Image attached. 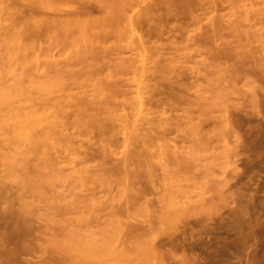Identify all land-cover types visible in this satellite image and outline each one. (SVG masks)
<instances>
[{
    "label": "rangeland",
    "instance_id": "rangeland-1",
    "mask_svg": "<svg viewBox=\"0 0 264 264\" xmlns=\"http://www.w3.org/2000/svg\"><path fill=\"white\" fill-rule=\"evenodd\" d=\"M32 1H34V0H0V88L3 89L9 85L15 84L16 82H21V84L23 85V87H22L23 91H21V90L16 91L18 88L16 90L12 91L14 97H16V96L26 97L28 95L32 96V97H37L39 95V93L36 91V88L34 87V85L33 84H32L33 86L31 85V82H34V81L43 82V83L45 82L46 86L47 85L52 86L53 89H55V92L52 95H57L60 93L62 87H64V84L67 85V82H68L65 79V77L62 79L60 78V77H63L62 72L64 73V71L65 72L70 71V69H72L71 71L76 70V69L79 70L78 68H81L83 66V64L86 66L87 63L89 65V63L94 61V60H92L93 58H91V60H90V57H89V60L87 59L86 62H83V64H82V62H80V63H76L75 65L71 64L72 65L71 66L70 63H68L67 57L71 58L74 55L79 54V52L81 54V51L84 52L86 50L84 48V44H86L87 42L85 41L84 44H82L83 42L77 41V39L79 37L84 36V34H83L84 32H81L78 30L75 31L74 34L73 33L70 34L71 36L68 37V42H65L64 44H62V46H59V47L56 46L55 49L51 48L47 51V49H48L47 46L49 43H51L49 32L54 28L52 27V29H51V27H48L49 29H47V28L34 29L32 26L34 23H37L40 19L44 18L43 17L44 12L47 14L46 16L52 14L50 16L53 17L54 16L52 13L53 11L50 12L51 8L50 9L46 8L47 10H44L45 8L41 9L42 6H40V7L36 6V5L34 6L32 4ZM81 1L80 0H47V2H49L48 4H50V6L52 8L58 7V8H61V10L64 12L63 13L60 10V13L62 12L61 14H59V13L55 14V17H57V18L58 17H60V18L67 17L66 9H70V7L72 5H79L78 3H80V2H81V4L85 3V4H82V5H85L84 10H82V12L83 11L85 12V13L83 12L84 14L81 15L82 18L86 19L87 16H85V15L88 13H89L88 18H89V16H92V15H93L92 17H95L96 14L98 15V13L100 15L101 12L98 8L94 9V8L90 7L91 5H93V6L97 5V0H88V1L87 0H81ZM148 1L150 3V1H152V0H140V1H138L137 3H139V4H137V8L135 7V10L143 8L145 6L147 7V5H149ZM171 1H173V0H171ZM174 1H176L177 4H179V2H180L177 0H174ZM183 1H185V0H183ZM224 1L225 0H223V4H220V7H219L220 9H216V10L214 9V11H216V12L212 11V14L210 13V15L208 14V16L204 15L203 18L205 19L208 17L207 18V21H208L209 18H213V17H210L211 15H213L214 18L217 16L218 20L221 22H222V20L224 21L228 17L230 20H233V21H235L236 19L237 20L240 19L241 22H243L242 25L245 24L246 26L249 25L250 22L252 24L253 21L258 20L259 21V23L257 22L258 25L255 24V27H252L253 29L252 28L251 29L252 30H258V31L261 30L259 32L264 31V27H262L264 25V23H262L263 22L262 21L261 22L262 24L259 25L260 24V20L258 19L259 13H257L259 11L264 13V8H263L264 1L263 0H261V1L260 0H258V1L257 0H255V1L254 0L253 1L248 0V2L246 0H241L240 3L243 4L245 7L243 5H241L240 3L239 4L237 3L239 0H237V2L234 3V5L230 1H229V3L227 2V0L225 1L226 3ZM185 2H184V4H186ZM253 2H254V4H253ZM192 3L193 2L191 0V5L188 3L186 5L192 6ZM257 3H259V4L257 5ZM170 4H172L173 6ZM175 4H176L175 2H173V3L169 2V5L172 6L171 8H176V11L174 10L176 13L179 9L183 10V8H185V7H182V9H181V7H179V9H178V7H176V6L174 7ZM184 4L182 3V6H185ZM190 6H189V8H190ZM87 8L90 9L89 12L87 11L88 10ZM189 8H187V6H186V8L184 9V13L186 14V16L189 15V11L191 10V9L189 10ZM236 8H237V13H235ZM91 9H94V10L91 11ZM186 9H188V12ZM238 9H239V13H238ZM96 10H98V11H96ZM219 10L220 11L222 10L221 11L222 14L221 13L219 14V12H220ZM174 11L172 9V14H171L172 17L171 18H174L173 20L177 21L178 27H179L178 21H180V25H181V23L184 22L185 14L183 13V11H182V13L180 12V14H182V15L184 14L183 15L184 19L182 18L183 20L182 19L177 20L175 18V16L177 14L174 13L175 14V16H174V14H173ZM197 11L199 13L202 12L199 9ZM197 11L194 10L193 11L194 14H197ZM252 11H254L257 14L253 15L255 13H253ZM90 12H92V13H90ZM232 12H233V14H232ZM250 12H251V14H250ZM214 13H215V15H214ZM246 13H248L249 17H246ZM90 14H92V15H90ZM180 14L178 12V15H177L178 19L180 17H182ZM219 15L221 16V18L218 17ZM251 15H253V16H251ZM232 16H234V17H232ZM255 16H257L258 18L257 17L254 18ZM187 17H189V16H187ZM190 17H191V15H190ZM217 18H215V19H217ZM244 18H247V19L252 18V19L250 21H247V19H244ZM187 19H185V22L187 24H189V26H191V24H194V26L192 25L193 27L192 26L189 27L188 31L191 28H195V25H196L195 30L192 29V31L191 30L190 31H191V33L195 32L198 35L200 34L199 33L200 31L203 32V31H205L206 28L209 29V27L207 26L206 23L209 22L208 25L209 26L212 25L210 23V21L206 22V19L205 20L202 19L201 23H204L203 26H206L202 30L201 27H203V26L201 25V23L199 25V22H197V24H198L197 25V24H195V22L191 23L192 21H189L191 23L190 24L187 22ZM220 19H222V20H220ZM229 19H228V21H229ZM253 19H255V20H253ZM15 20L20 21V25H19L20 30H24L26 23H28L26 26V29H25L26 33L24 34V36H25L24 37L25 38L24 43L25 44H24V46H21L22 47L21 50L11 49V45L9 43H7L5 46V43H6L5 38L7 36V31L12 26V22H14ZM173 20H171V21L173 22ZM189 20H191V19H189ZM211 20H213V19H211ZM171 21L169 23H171ZM175 21H174V23H176ZM233 21H232V23H233ZM156 22H159V23H156L154 25H157V24L161 25L160 20H158ZM165 22L168 23L167 21H165ZM221 22H218V24L224 25L225 22H227V21L223 22L224 24ZM151 23L153 24L154 22H151ZM162 23H164V21H162ZM166 23L163 24L165 26L163 28L164 29L163 35L159 34V35H161V37L159 36V38H161V39L157 40V38H156L155 41L157 40L159 42V40H160L161 44L162 43L164 44V42H166V45L169 46V44H167V41H168L167 39L170 40L169 42L173 41V40H171L172 39L171 35L168 36V34L170 33L169 28H171V32L173 30L172 29L173 27H175L174 30L175 29L177 30V31L173 30V32H175V34L174 33L172 34L174 36V38H175V35L178 34V32H179V28L177 27L176 24H175L176 26L175 25L173 26L174 23L173 24L171 23L172 25H170L169 23H168V25H166ZM186 23H184V24H186ZM227 24H228V22L226 23V25ZM154 25H151L150 26L151 29H149L150 31L152 30V32H151L152 34L155 30V29L153 30V28H156ZM163 25L160 27L162 28ZM169 25L171 27H168ZM226 25H224L225 27L223 28L224 29L223 33L224 32L225 33L224 34L222 33L223 35L219 33L218 39L217 40L215 39L216 42L214 40L212 41V43L215 42V43H213V45H208L209 44L208 42H206L207 44L203 45L204 47L207 45L205 48H203V46L202 47L199 46V44L198 45L195 44V46L193 44V47H192V45H189L188 49L191 46L190 50L194 49L197 51V49H198V53L195 52L194 50H191V51L195 52V55H194L193 53H191L190 50L187 49L186 50V51H188L187 55L188 54L189 55L191 54V55H190V58L187 61H185L186 64L187 63L188 64L185 65V63H184L185 67L183 68L185 71L191 73V74L186 73V76L189 75V77H191V78L189 80V78L187 77L188 79H186V82H184L187 87L191 88V90L189 89L190 91H188L189 93L187 92V94H189L188 97L191 100L193 99L192 101L191 100L190 101L191 102L194 101L195 103L197 102L198 104L196 103L197 104L196 106L200 105L202 102H204V103H202L201 105L210 104L211 101H214V103H217V104L220 102L219 104L222 106V108L219 104H218L219 107L213 106L214 107L213 108L212 107L213 102H212L210 104L211 106L209 105L210 107L208 105L206 106L209 108L212 107L211 108L212 110L211 109L209 110L210 112L208 114V118H206L207 115L204 116V114H203L204 117L203 116L201 117V115H198L197 112H195V110H197L196 109L197 107H195V104L188 102V100H189L188 99L186 102L187 104L183 103L185 105V108L186 109H187V107L191 108L194 105L191 108L192 110L195 109L194 111L189 109L190 114L193 113L191 116H193V118H194L195 117L194 114L195 115L197 114L196 117L199 116L200 120H201V118H203L204 124H206V125L203 124V126H207L206 127L207 129H205L206 131H204V127H202V125H200L199 127H196V124H194V123H196L195 121H197L199 119H197L198 117L197 118L195 117L194 121H193L194 123L191 124L192 121H190V124L193 126L185 127V130H187L188 128H190V129H188V131H185L184 134H182L184 132L182 130V128L184 129V127H182V126H183V122H186V123L189 122L187 120V118L184 116L185 114H186V116L189 114V113L188 114L186 113V112H188V109H187V111H186V109H183L184 108V105H183V108H182L183 110H181V108H180V109H175L174 110L175 112L170 111V112H172V114H171L172 116L174 115L173 113H175L174 117L179 116L178 114H180V117L182 116L181 118L180 117L177 119L175 118V121L176 120L179 122H180V120L182 121V126L181 127L179 126L180 128L175 123L174 124L172 123L177 128H179V129H177L175 127V129L177 131L174 128L171 129V130H173L172 131L173 135H171V136H173V139L178 140V138H179V140H180L182 137V136L179 137L180 135L177 136L176 132L179 134V131H180L181 135H185L187 132V134L184 137L185 139L182 138L183 142L185 141L184 143H186L185 145L182 144V141H180V143H179L178 142L179 140L176 142L172 138H171L172 140L170 139L171 142L174 144V146H176L175 143L176 144L178 143L179 147L181 146V148H182V146H184L186 149V148H188V145L193 143L194 140H195L194 141V145H195L198 142L196 140H199V138L204 139L203 138L204 136L202 134H204V133L209 134L210 133V135H209L210 137L207 135L210 139H208V137H205V138H207V140L204 139L206 144L203 142L204 140L201 141V145H203V146H204V144L206 145L203 148H207V149L202 150V148H201L202 146L200 145L201 146L200 147L197 143V145H198L197 150L199 149L200 151L201 150L202 151L201 152L197 151V153L199 154L198 155L199 159H198V157H196L197 161L195 160L194 164L192 166L189 165L193 168L196 167L195 170H193V168L191 169L188 167L189 170L187 171L186 174H190V175L184 174L186 172V170L184 171L182 169L184 171L183 173L181 171H179V172H181V174L185 175L184 177H187V178H184L183 175H182L183 178L182 177L180 178L179 176L181 174L179 175V172L176 169H173V170H175L173 172L175 173L177 171L178 173L176 172L177 174L176 173L175 174L177 176L179 175L178 176L179 178L177 176H176V178H175V176L171 177V178H167V176L169 175L168 174L169 173L168 168L172 167V166L170 164L167 165L164 162V160H162L164 163V165H162L164 167V169L166 166H169L168 168L166 167V169H165V170H167V174H168V175H166V174H164L166 172H165V170H163V167L161 166V164H159V162L157 164V162H156L157 166L155 165V167H154L155 168L154 173L156 172L155 174L157 175V177L152 178L154 181H152V179H151L150 183L152 184V187H151L150 183L149 184L147 183L149 185L148 187L150 189V190L148 189L149 190V191H147L148 195H146V197H147L146 200L149 201L148 209H145L143 206L144 199H141L140 201L138 199H134V198L131 199V197L129 196V192H130L131 188L133 189V187L135 190L137 187H138V189H140V186L142 188L144 186V184H142V183L144 181L147 182L148 181L147 179H149V178H146V179L145 178H139V180L144 179V181L140 180L142 183L139 182V180H137L138 178L136 179L137 181L134 178L133 180H135L136 182L134 181L133 183L136 184V188L133 185H131V188H130L129 187L130 185H129V186H127L128 190L126 189V185H128L129 183L127 184L126 180L123 178L121 179V178H118L116 176L110 177V178H102V177L99 178L101 176V172L99 173V171L104 172L108 169L110 170V168H114V167H111V165L114 166L112 162H114V164H116L115 163L116 160L108 162V164H105V165H108V166H106V168H108V169H105L104 171L101 169L102 166H101V168L99 166L100 170L98 168H96L98 170V171H96V172H98L97 175L100 174L99 177L96 174H93L94 172H89L86 174H88V175H90L91 173L92 174L90 175V177L88 176V178H85V175L81 172V170H82V167H85L86 164L84 165L79 160H80V157H82L83 153L85 154L84 151H85V149H87V147L78 148L80 141L77 142L78 146L76 145V143H74L75 145H73L71 143V145H73L72 149H74V151L70 150L69 148L68 149L65 148V150H63L65 146H63L62 149H59V150L64 151V152H61V153H63L61 156H62V158L63 157L64 158L63 159L60 158L61 157V156H59L60 152H59V155L57 153L55 154V155H58L59 157L58 156L57 157L60 158L61 160L59 159V161H56V163H53L52 167L54 168V170H53V172H51L49 174L48 178H45V182H43L41 184V188H39L38 193H37V190H36V192H35V190H34V192H32L33 190H30L28 188L23 189V182L26 179L33 180L35 178H19L16 176V175H18L17 173H19V170L18 171L16 170L15 173H14V171H12V174H10L11 170L8 167V164L6 163L7 160L5 159V157L6 156L11 157L12 156L15 158V156H16V159H18L17 161H19L21 158H23V155H24L23 151L26 150L25 144L24 143H17V141L16 142L12 141L7 136L8 139H6L3 142V146L0 148V214L2 215V216L0 215L1 216L0 217V225L3 224V228L6 229L7 231H4L1 226H0V228H1L0 231L2 230L1 233H3V231H4V235L7 237V235H9V234H5V232L8 233V231L11 229L9 231V233L13 232L12 235L15 236V238H16V239L14 238L15 240L21 238V236L23 235V234L21 235V232L24 233V232L28 231L27 234L28 233H29V235L31 234L32 238L36 239V240H33V243H34V241H37L34 243V244H36V248L34 250H31L32 254L30 251H26L25 254H27V252H30V254L29 253H28L29 255L23 254V256L25 258L21 255L22 257L21 256L19 257L21 261H22L21 258H23V260H25L26 258L28 260H31L33 258H36L37 256H40V258L44 257V259H47L48 261L53 260L55 262V260H56V263L60 262V264H78V263L79 264H82V263L83 264H91V262H90L91 260L94 261V262L92 261V264H102L103 262H105V264H144V263H146V262H144V260L147 261V259L145 258V256H143V253H142V255H140L139 252L141 251V249H138L139 251H137V248H135L137 246H134V248H133V247H131V245L128 244L129 241L124 240L128 237V235H129L128 233L133 232V234L131 235L132 238L130 239V241L133 240L132 242H135L133 244H143L141 242H143V240H145V237H142V236H144V235L147 236L150 234L159 236L161 234L162 230H164L165 228H168L170 221L167 219L165 220V217L167 215H169L168 212H176V210L178 212L180 209L182 210V209L187 208L189 210L190 214H188V216H184L185 218L182 217L185 220L182 219V221H180V222L177 221L178 224H176V222H175L174 227H179V229L181 231L187 230L189 232L190 231L195 232V231H199L201 229H202L201 231L205 230L206 234L208 232L210 234L209 237L206 239L205 243H207L209 241H211L213 244H227V243H229L234 248V249L232 248L233 252L231 253V256L234 258L235 261L242 263V264H252L253 261L256 262L255 264H264V71H262V70H264L263 69L264 68V65H263L264 60L262 57V56H264V54H263V52H261V51H264V50H262L264 47L258 46L259 42H257V41H261V43H264V42H262V40H261L262 38H259V39L256 38L255 40L251 41L254 44H256V46H258L259 49H261L259 51L257 50L258 47H257V49H255V46L252 47L253 43H251V42H249V44L246 46V48H248V50H249L248 51L246 49L247 50L246 53L250 52V51L253 52V50H251L253 48L256 50L253 53L255 55L257 54L256 55L257 58H260V59L255 58L256 60H253V58H251V57H250L251 59L247 58L245 61H249L248 59H250L251 60V62L249 61L250 64L252 65V62H253V64H255L252 66H249V65L247 66L245 64H247L249 62L243 63V62H241L243 60L242 59L240 60L241 57L237 56L238 57V59H237L234 55L235 52L231 53V52H233L234 48H231V47H229V45H227L229 48L228 49L225 46L226 43L224 45V42L229 43L228 41H223L225 38H226V40H229L230 42H235L234 38L236 37V35H239V33H238L239 30L236 31V33H234V32H232L233 29L232 30L230 29L229 24H228L229 27ZM146 26L147 25H145V27ZM184 26L186 27V25H183V23H182V25L180 27L182 29H184L185 28ZM257 26H258V28H257ZM150 27H148V28H150ZM167 27H168V31H169L168 33L166 32ZM197 27H199V28H197ZM222 27L223 26H220V28H222ZM226 27H228V28H226ZM241 27H239V28H241ZM260 27H262V28L259 29ZM140 28H137V30L139 31V33H138L139 36L143 35V36H145V37H143L145 39L147 37V34H148V36L151 35V34H149V32L145 33L149 30H146L144 32L143 31L144 27H143V29L141 28V30H140ZM187 28H185V29H187ZM40 29H43V30L40 31ZM145 29H147V27ZM157 29H156L157 33L158 32L160 33V31H161V30L159 31L160 28H157ZM228 29H229V31H228ZM241 29L243 30V27ZM87 31L88 30L86 28L85 32H87ZM188 31L185 33V35H184V33L180 34V32H179V34L181 35V38L179 37L180 36L179 34L176 35V38L178 37L177 39L180 40L184 36L183 40L185 41L186 36L191 35L190 31L189 32ZM52 32L54 33V30H52ZM52 32H50V33L53 34ZM162 32H163V30H162ZM220 32H222V29ZM229 32H230V34H228V35H230V36H228V35L226 36L225 34H227ZM47 34H48V36H47ZM86 34H88V32ZM197 34H195V35H197ZM234 34H236V35H234ZM231 35H232V37L234 35V37L231 38ZM262 35L264 36V33ZM153 36L158 37V35L156 36V32H154V34L152 35V38H154ZM220 36H222V37H220ZM47 37H49L50 41L48 40ZM133 37L134 36L131 37V34L128 33V31H127L126 34L124 32V33H121L117 37L113 36V37H111V39L109 38L110 42L108 40V46L113 44L114 45L113 47H115V49L112 48L114 50L110 51V53H109L110 55L106 54L107 57L105 55L104 58L106 57V60H107V59H110L108 57H112L111 58L112 60L113 59L116 60V62H115V60L114 61L110 60L111 61L110 66L117 64V62L121 61V58L128 57L130 54H131L130 56H134L135 59L140 58L142 60V58H143V57H141L142 54H143V56L146 55L149 58V57H151V56H149V55H151V53L148 54L150 51L151 52L158 51V49L156 47H155L156 48L155 49L154 47L150 46V45H152L151 43L150 44L147 43L146 48L140 49V52L136 51L134 49L131 50V48L127 44H130V46H131V43H132L131 40ZM223 37H225V38H223ZM228 37H230L231 40L227 39ZM259 37H262V36H259ZM137 38H138V35H137ZM236 38L238 39V36ZM134 39L136 40V38H134ZM177 39H176V41H177ZM135 40H133V43L134 42L136 43ZM180 41H181V44L185 43L182 40H180ZM174 42H175V39H174ZM257 43H258V45H257ZM106 44L107 43H105V45ZM154 44L157 46L161 45V44L158 45L155 42H154ZM40 46H43L44 48L42 47L43 49H40L39 48ZM50 46H49V48H50ZM224 46H225V48H223ZM131 47H133V46H131ZM215 47H216V49L220 50L221 52L223 51L222 53L226 52L227 49L228 50L232 49V51H229L230 53H228V51H227V53L230 55L233 54L234 58L232 56L231 58H233V59L230 60V58L227 56V54H222L221 52H220L221 54H219L218 50L216 52ZM152 48H154L155 50L153 51ZM146 49H148V50H146ZM159 49L162 50V48H159ZM163 49H164V52H165V50H167V48L165 49V47H163ZM181 50L184 52V49H181ZM235 50H237V49L235 48ZM238 50L242 51L244 49L239 47ZM106 51H109V50L107 49ZM120 51H121V53H120ZM123 51H124V53H122ZM131 51H132V53H131ZM145 51L146 52L148 51V52L146 53ZM257 51L260 52V54H262V55H260V57H259V55H258L259 53ZM136 52L137 53L139 52L138 54H141V55H138L139 58L136 57L137 56ZM251 52L249 53V55L251 54ZM88 53H89V55L91 54V52H88ZM88 53H87V55H88ZM119 53H120V55H119ZM134 53L136 56L134 55ZM185 53L183 54V56L186 55ZM111 54H112V56H111ZM115 54H117L119 56L116 57ZM157 54H155L156 57H157ZM213 54L214 55L219 54L218 57L220 58V60L218 59V57H214ZM222 55H224V56L226 55L225 57H227V58L223 59L225 57ZM191 56H192V59H191ZM188 57H186V59ZM212 57H214V60ZM148 58H147V61H150V59H148ZM145 59H146V57H145ZM155 59H157V58H155ZM234 59H235V61H234ZM60 60L62 61V63L60 62ZM215 60H217L216 63H214ZM228 60H230V61H228ZM237 60H239L241 63H243L242 67H243V65L247 66V67L242 68L241 65L239 64L240 62L239 61L237 62ZM110 61H108V62L110 63ZM254 61L257 63H254ZM113 62L115 64H113ZM139 62H141V61H138V63H136V64L139 65L140 64ZM219 62H220V65H218ZM235 63L238 66L240 65L239 66L240 71L242 70L243 72H241V74L242 73L243 74L240 75V71L237 69L235 75L237 74L242 78H240L239 76L236 75L237 77L234 76L233 79L231 80L230 79L231 75H232L233 71L236 70V69H231V68L232 67L234 68L235 66L237 67V65ZM154 64L155 63H153V65ZM210 64H211V66H210ZM149 65H152L151 62L149 63ZM191 65L192 66L197 65L194 67L195 70H193V73H192V69H194V68L192 67V69H190ZM215 65H216V68H215ZM224 65H225L226 72H228V74L230 76L225 71H223L222 66L224 67ZM196 67L199 69V71H197L198 69H196ZM212 67L215 69H213ZM226 67H230L229 68L230 71H228V68H226ZM60 68H61V70H59ZM131 68H133V69H131ZM131 68L130 69H131L132 76L134 77V79H136L135 74H134L135 68L134 67H131ZM206 68L209 70V74L210 75L212 74L211 76L208 75V70ZM209 68L212 70H210ZM244 69H246L247 71ZM132 70H133V72H132ZM137 70H136V72H137ZM190 70H191V72H190ZM214 71H216V72L220 71L221 74H220V72H217L218 73L217 74ZM129 73L127 76H128V78L132 79L130 82V84L131 83L132 84H131V86L129 84V86H130L129 90L130 91L127 90L128 87L126 88V90L129 91L128 93H126L129 97L125 94L126 95L125 98L126 99L129 98V99H127V101H125L126 104H128L127 105L128 107L137 97H139V96H146L147 97V95L149 96V93H145L147 91V89H146V91H144V88H142L143 90L139 89V86H137V80L133 81V77H129L131 75V73L130 74ZM205 73H206V75H205ZM213 74L217 78L216 77L214 78ZM215 74H217V75H215ZM225 74H226V76L227 75L229 76V80H231V81H233L235 78L240 80V81H238V80L236 81L238 86L233 87V86H235V83L234 82L232 83L229 80H226L227 78L224 76ZM245 74L247 75L246 78H245ZM137 75H139V71L136 74V76ZM219 75L222 76V78L218 77ZM243 75H244V77H243ZM204 76H207L205 80H204V78H205ZM209 76L211 77V80H208L210 78ZM197 77H200V78H198V80H196ZM193 80H195V81H193ZM214 80L216 82L217 81H219V82L216 83V82H214ZM192 81L195 83L197 81L199 84L196 83L195 84L196 87H193V84H191ZM208 81H209L208 84L212 85V82H213V85L212 86L208 85L207 84ZM224 81L225 82L227 81L226 83L230 87L227 86V84H225ZM201 82H202V84L204 82L205 83L202 85ZM221 82L224 83L225 86L229 87L228 88L229 90L227 88L225 89V86L223 84L222 85L220 84ZM197 84L200 86L199 89H198ZM215 84H216V86H215L216 89L213 88V86ZM247 84L248 85L250 84V85L248 86ZM205 85H207L206 86L207 89H205L206 88ZM221 87L222 88L224 87V90L221 89ZM231 87H232V89H231ZM238 87L242 88V89H239V92H237ZM253 87L255 88L254 90L252 89ZM209 88L214 89V91H216V92L218 91V94H216V92H213L212 90L210 91ZM201 89L203 91L204 90H207V91L203 92ZM233 89H235V90H233ZM71 90L76 91V89H71ZM221 90H223V91H221ZM194 91L196 94L193 93ZM200 91H201V93L203 92V94L199 93ZM197 92L199 94H197ZM223 92L224 93L228 92L229 96L224 95ZM91 94H92V91H91ZM190 94H193V96L191 97ZM194 94L198 95L199 97L204 95L205 97L202 96L201 100H200L199 98H197L198 96H194ZM206 94H210L212 97L210 98V95H206ZM213 95L215 98L213 97ZM219 95H221L220 99H219ZM232 95H234V96L232 97ZM239 95H241V96H239ZM160 96L161 95H158V97H160ZM225 96L227 98L231 97L229 102H228L229 98L224 99L225 101L222 102V100H223L222 97L224 98ZM146 97H144V98H146ZM216 97H217V99H216ZM202 98L204 99V101H202L203 100ZM131 100H132V102H131ZM253 102L256 103V107L254 106L255 103L253 104ZM135 103H136V101H135ZM221 103H223V104L225 103L224 106H226L225 108L227 110H228V108L230 109L227 111V113H226V109L224 110V108H223L224 106ZM230 103H232V105H230ZM244 103L245 104L247 103L249 105L247 106V104H246V106H245ZM217 104H215V105H217ZM237 104L239 105V107H237ZM201 105L198 109L201 108ZM227 105H228V107H227ZM234 106L237 109V111L235 108H233ZM216 107L218 109H216ZM231 108H232V110H231ZM127 109L129 111L130 108H127ZM215 109H216V111L217 110L218 111L215 112ZM219 111H221V112H219ZM222 111H224L225 113L224 112L222 113ZM233 111L236 113V115ZM214 112H215L216 118L214 117ZM167 113L169 114V111ZM212 114H213V116H212ZM217 114L221 115L222 120L223 119L226 120V118H228L227 119L228 121L233 122V123L232 122L231 123L234 126L231 124V127L232 126L235 127V128H233L234 131L232 130L233 133H231V128H228L230 131H229V134H227V133L226 134L229 135V137L227 136L228 140L226 139L227 137H225V139H226V140L224 139L226 141L225 144H224V141H221V140L219 141V139H220L219 133L220 134H222V133L219 132L220 130H218V127L214 128V126H213V125H216L214 123L216 121L213 118L217 119V122L219 121L218 120L219 116ZM222 114L224 115V118H223ZM225 114H229L228 117L225 116ZM191 116L189 115L188 119H190ZM210 116L213 117V118L211 117V120H214L213 123H212V121H211V123L209 122ZM229 116H231L233 119L231 118L232 119L231 120ZM183 117H185L186 119ZM205 120H208V121L205 122ZM208 122L210 123V125ZM228 123H229V125H228ZM228 123H225L228 125L227 127L230 126V122H228ZM208 125H209V127H208ZM188 126H189V124H188ZM193 127H195V131L191 130ZM208 128H210L209 131H211V128H212V131L209 132ZM180 129L182 130V132ZM196 130H197V132H196ZM213 131H215V138L211 137L212 136L211 134H213V136H214ZM66 132L68 133L69 129ZM189 132H190V134H189ZM223 132H224V130H223ZM196 133L202 137H200V136L198 137ZM116 134L119 135V137L118 138L116 137L117 139L115 138L116 140L115 139L114 140L117 141L118 143L123 142L124 139H123L122 135H124V134L121 132L120 133L117 132ZM193 134H194V136H193ZM91 135H93V134H91ZM223 135H225V133ZM223 135H221V136L223 137ZM218 136H219V139L217 138ZM191 137L194 138L193 141L191 140ZM212 138L214 140L213 143H215V144L218 143L217 145L214 144L215 146H218L217 148H214V145L209 144L208 140L211 141ZM23 140L24 139H21L20 142ZM168 140H167V142H170V140L169 141ZM187 140H189V141H187ZM110 141L113 142V143H111V146L114 149V151H116L118 149V152H119V151H122L124 149V148H121V147H123V145H121L120 143L119 144L121 146L119 145V146H117L119 148H117L116 146H114L115 141L109 140V143H110ZM186 141L189 143L191 142V143L188 144ZM228 141L230 142V144ZM72 142H73V140H72ZM207 142H208V147L210 146V149H208V147H207ZM219 142H221V143H219ZM199 144H200V141H199ZM222 144L226 145V146L228 145L231 148L229 153H225L227 150L224 149ZM115 145H116V143H115ZM192 145L193 144H191L189 150L190 151L192 150L191 151L192 155L194 153H195L194 155H196L197 154L196 149H195L196 145L194 146L195 151H193ZM66 146L71 148L70 143L66 144ZM84 146H86V145H84ZM88 146H90V145H88ZM95 146L96 145H94V147L93 146H91V147H93V149H95ZM211 146L213 148H211ZM74 147L78 148V149L76 148L77 152L82 151L81 152L82 154H80V156L77 152H75L76 150ZM229 147H228V151H229ZM96 148H97V146H96ZM120 148H121V150H120ZM93 149H92V151H93ZM89 151H90V149H89ZM94 151L96 152V150H94ZM1 154H3V156H1ZM77 155L79 156V157H76L78 159V161H76L77 159L75 158V156H77ZM117 155H119L120 157L122 156V154L119 153V154L114 155V157L115 158L119 157ZM194 155H193V158L190 156L189 159L190 158L194 159ZM192 159H190V161ZM81 160H82V158H81ZM94 160H96V162ZM171 160L172 159H170L169 161L171 162ZM75 161H76V164H77V162H78V164H80L79 162H81L83 165L82 164L76 165ZM88 161H89V159H88ZM92 161L93 162H91V160L89 162L85 161L84 163L88 164L86 166H89L91 164L89 167H92V168L94 167V164L96 166V163L99 165L101 164L100 163L101 160L99 159V157L97 155L94 157V159H92ZM171 163H174V161ZM191 163H193V162L191 161L190 164ZM54 164L57 165L56 168H55ZM194 165H196V166H194ZM17 167H19L18 163H17L16 168ZM156 168H158V170ZM76 169H77V171H76ZM93 169L95 170V168H93ZM13 170H15V169H13ZM89 170H90V168H89ZM162 170L164 171L163 176H162V172H163ZM171 171H172V169H171ZM191 172H193V173L195 172V173L193 174ZM81 173L83 174L82 175L83 177L80 176ZM102 174H104V173H102ZM158 175H159V177H158ZM164 175H165V177H164ZM172 183H174L176 185H173ZM147 184L145 183L146 186H147ZM154 186H155V188H153ZM21 189H22V193L26 192V193L22 194L23 196H21V192H20ZM153 189H154V191H153ZM168 189H169V191H171L172 195H165V193H169ZM23 190H24V192H23ZM220 190L223 191V193H221ZM19 193H20V195H19ZM219 193H221L223 195H221ZM4 195H6V197H4ZM138 195H139L138 193H135V196H138ZM135 196H133V197H135ZM162 196H164L165 199ZM168 196H173V199L169 198ZM169 200H172V201L170 202ZM129 201H130V203H129ZM6 211H8V212H6ZM27 213H28V215H26ZM128 213H144L146 215L153 216V221L149 225L142 224L139 226H132L131 225L132 222L130 221V216L128 215ZM23 214H25V215H23ZM131 220H134V219L131 218ZM85 223L86 224L88 223V224L86 225ZM7 224H8V226H6ZM4 225L7 228H5ZM91 225H93V226H91ZM84 226L85 227L87 226V228L89 226L90 231H92V232H89V228L87 229ZM82 227L85 228L86 231H84V229ZM79 228H81V229H79ZM80 230H81V233H80ZM87 230H88V232H87ZM82 231H83V237L86 239V240H83L82 243L85 242L87 244V241H89V240H87V238L91 239V238L85 236L87 233H89V235H90V233L94 234V235H95V233H97V236H95L96 238H99L102 234H103V236L106 235V237H108V238L105 240H101L102 239L101 238L100 239L101 242L99 240L100 246H99V242L97 240L98 243L97 242L96 243H97L98 248L96 249L97 251H95V250H92V247H93V249H95L96 245H91V248H90V247L86 246L84 243H83L84 247L81 244L80 238L83 239V237H81ZM77 233L78 234L80 233L79 234L80 236ZM98 233H100V236ZM24 235H26V234H24ZM89 235L87 234V236H89ZM112 235H116L118 238H115V237L112 238ZM23 236H22V238H23ZM25 237L27 239L30 238L29 236L27 237V235ZM25 237H24V240H25ZM92 237H93L92 238L93 241H91V240L90 241L93 243L95 241L94 240L95 237L94 236H92ZM15 240H14V243H16L17 246L18 245L21 246L22 242H24L22 239L17 240V242ZM103 241H104V243H103ZM18 242H19V244H18ZM26 242H28V240ZM26 242H25V244H26ZM89 244H87V245H89ZM117 244H122L118 248L123 247V249L125 248V250L120 249L119 251H117L118 248L117 249L115 248L116 246H118ZM127 244L129 245V247ZM4 245H6V244H3V246ZM101 246H102V248H99ZM1 247H2V245H1ZM19 248H22V246ZM114 248H115V250H113ZM98 249H99V252H100V249L103 251H101L99 253ZM86 250H87V252H88V250L90 252L87 253ZM236 250H237V252H236ZM93 251L96 253H94ZM92 253H94V254L91 255V257H89L90 254H92ZM178 253L180 254V252H178ZM2 254H1V256H2ZM7 254H9V253H7ZM95 254H97V255L99 254L100 257L96 256ZM9 255H11V254H9ZM4 256H5V254H4ZM92 256L95 259H93ZM7 257H4V258L8 259ZM13 257L15 258L16 256H13ZM97 257H98V259H97ZM95 261H96V263H95Z\"/></svg>",
    "mask_w": 264,
    "mask_h": 264
},
{
    "label": "bare ground",
    "instance_id": "bare-ground-1",
    "mask_svg": "<svg viewBox=\"0 0 264 264\" xmlns=\"http://www.w3.org/2000/svg\"><path fill=\"white\" fill-rule=\"evenodd\" d=\"M138 1H140V0H138ZM138 1L137 0L136 1L135 0H97V5L93 6V5L90 4L91 5L90 7L94 8V9L98 8L100 10V12H101L100 15L98 13L99 16L96 14L95 17H92L93 15L90 14L92 16H89V18H88V15H89L88 12H89L90 9L87 8L88 9L87 10L88 14L85 15V16H87V18L85 17L86 19L82 18V16H81V15H83L85 13L84 11H83L84 13L82 12V10H84V7H85V5H82V4H85V3L81 4L82 1L80 3H78L79 5H72L70 7V9H66L67 17H64V18L55 17V14H58V13L61 14L63 11L61 10V8H58V7L52 8L50 6V4H48L49 2H47V0H34V1H32V4L34 6L35 5L39 6V7L42 6L41 9L45 8L44 10H47L46 8H48V9L51 8L50 12L53 11L52 12L53 15H54L53 17L50 16L52 14L46 16L47 14L44 12V16H43L44 18L42 17L43 19H40L37 23H34L33 26H32L34 29H39V28H43V29L47 28V29H49L48 27H51V29H52V27L54 28V29H52V30H54V33L52 32V30L50 31L53 34H51L49 32L51 41L49 40V37H47L48 40L51 42L47 46L48 47L47 51L49 49H51V48L55 49L56 46L57 47L62 46V44H64L65 42H68V37L71 36L70 34L71 33L74 34L75 31L78 30V31L84 32L83 33L84 36L83 37H79L77 39V41L78 42L79 41L83 42L82 44H84V42L86 41L87 43L84 44V48L86 50L85 51L83 50L84 52L81 51V54L79 52V54H76V55H74L71 58L67 57L68 58V63H70V65L71 64L75 65L76 63L82 62V64H83V62H86L87 59L89 60V57H90V60H91V58H93L92 60H94V61L89 63V65L87 63L86 66L83 64V66L81 68H78L79 70L76 69V70L71 71L72 69H70V71H66V72L64 71V73L62 72V76L63 77H60V78L62 79V78L65 77V79L68 82H67V85L64 84V87H62L60 93L57 94V95H52L55 92V89H53L52 86H50V85L46 86L45 82L43 83V82H38V81L31 82V85L33 84L34 87L36 88V91L39 93V95L37 97H32V96H29V95L26 96V97H20V96L14 97L12 91L16 90L17 88L18 89L20 88V89L19 90L17 89L16 91H20V90L23 91V88H22L23 85L21 84V82H16L15 84L9 85V86H7L6 88H3V89L0 88V148L3 146V142L6 139H8L7 136L12 141H15V142L17 141V143H24L25 144V148H26V150H24V151L22 150L24 155H23V158H21L19 161H17L18 159H16V156H15V158L12 157V156L11 157H7V156L5 157V159L8 162L6 160L5 161L8 164V167L11 170L10 174H12V171H14V173H15L16 170L17 171L19 170V173H17L18 175H16L17 177H19V178H35L33 180L26 179L23 182V189L24 188L25 189L28 188L30 190H33L32 192H34V190L36 192V190H37V193H38L39 188H41V184L43 182H45V178H48L49 174L51 172H53V170H54V168L52 167L53 163H56V161H59L60 158L61 159L64 158V157L62 158V156H61L63 154L61 152H64V151L59 150V149H62L63 146H65L63 150H65V148L66 149L69 148L70 150L74 151V149H72L73 145H75L74 143H76V145H77V142H79V141H80L79 146L77 145L78 148L87 147V149H85V151H84L85 154L83 153V155H82V157H80L79 161H81L84 165L85 164L88 165L87 163H84V162L85 161L89 162L90 160H91V162H93L92 159H94V157L96 155L101 160V162L99 161L101 163L100 165L96 163V166L98 165L97 167L94 164L93 168H95V170L92 167H89L91 164L89 166L85 165V167H82L81 172L85 175V178H88V176L90 177V175L92 174L91 173L90 175H88L86 173L94 172L93 174L97 175L98 172H96V171H98V170L96 168H98L100 170V168L102 166L101 169L104 171L105 169H108V168H106V166H108V165H105V164H108V162L116 160V162H115L116 164H114V162H112L114 166L111 165V167H114V168H110V170L108 169V170H106L104 172L99 171V173L101 172V176L99 177L100 174L97 175V176L99 178H101V177L102 178H110V177H114V176H116L118 178H121V179L123 178V179L126 180L127 184L129 183L128 185H126V189L127 190H128L127 186H129V185H130L129 186L130 188H131V185L135 186V188H136V184H134L133 182L137 178H138L137 180H139V178H145V179L149 178V179H147L148 180L147 182H145L144 179H140V180L144 181L146 184L147 183L149 184L153 177L154 178L157 177V175L155 174L156 172L154 173V169H155L154 167L156 165V162H157V164L159 162V164H161V166L164 165L162 160H164V162L167 165L170 164L172 167L166 166L167 168L169 167L168 168L169 169V173H168L169 175L167 174V170H165L166 167L164 169V167L162 166L163 170H165V172H166V173H164V171L162 170L163 171L162 172V176H163V173H164V174L168 175L167 178H171V177H174V176L176 178V176H177L176 174L179 171H181L183 173L186 170V172L184 173V174H186L187 171L189 170L188 167L191 168V169L193 168L191 166L194 164V161L196 160V157H198V159H199V156H198L199 154L197 153V151L199 152L200 150L199 149L197 150V146L198 145L200 146L201 145V141H203L204 139L207 140V138H205V137H208L210 135V133L209 134L208 133H204L206 135L205 136L204 134H202L204 136L203 137L204 139L199 138V140H196V141H198L197 142L198 145H197V143L195 144L196 145L195 149H196V153L197 154L196 155H194L195 153L193 154L194 155V159H192L193 158V155H192V152H191L192 150L191 151L189 150L191 144H193L192 145L193 146V151H195L194 150V146H195L194 145V141L195 140L193 141V139H194L193 137H191V140L193 141V143L190 142L191 143L190 144L189 142H187L189 140L186 141L188 144H190V145L187 144L188 145V148H186L187 150L185 149L184 146H182V148H181V146L179 147L178 143L176 144L175 142L174 143H175L176 146H174V144L171 142V140L173 139V136H171V135H173L172 134L173 130H171V129L172 128L175 129V127H176L173 124L175 123L178 127L179 126L181 127L182 126V121L180 120V122H179V121L176 120L177 121L176 122L175 118L176 119L179 118L180 114L177 113L179 116L174 117L175 113H173L174 115L172 116L171 115L172 112H170V111L175 112L174 111L175 109H180V108H181V110L186 109L185 105L183 103H186L188 99H189L188 102H191L193 100V99L191 100L188 97L189 94H187V92L190 91L191 88L187 87L186 84L184 83V82H186V79L189 78V80H190V78H191V77H189V75L186 76V73H189V72H187V71H185L183 69L185 67V65L188 64V63L186 64L185 61H187L190 58V55H191V54L187 55L188 51H186V50L188 49V46L192 45V47H193V44H194V46H195V44H197V45L199 44V46L202 47L203 45L207 44L206 42L209 43L208 45H213V43L216 42L215 39L216 40L218 39L219 33L220 34L223 33V30H224L223 28L225 27L224 25H226V23L228 22V24L230 26V29L231 30L233 29L232 32L236 33V31L239 30V32H238L239 35L234 34V35H236V37L238 36V39L235 37L234 38L235 42H230L229 40H226V38H225L228 34H230V32L225 34L226 36L223 37V38H225L223 41H228L229 43L224 42V45L226 43V45H225L226 48H228L227 45H229V47H231V48H234L233 52H231V53L235 52L234 55H235V57L237 59H238V57H241L240 60L241 59L243 60L241 62L247 63L249 61L251 62V60H250L251 58H253V60H256L255 58H257L256 57L257 54L255 55L253 52L256 51L255 49H257L258 46L264 47V43H261V41H257L256 40L257 42H259V45L257 43L258 46H256V44L251 42L252 40H255L256 38H258V39L262 38L261 40H262V42H264V36L262 35L264 33V31L263 32H259L261 30H259V31L258 30H252L253 29L252 27H255V24L258 25V23H259L258 20L253 21L252 24L250 22V24L246 26L245 24L242 25L243 22H241L240 19L239 20H237V19L235 20L234 19L235 21L230 20L229 17H228L229 15L227 16L228 18L225 19L224 21L222 20L224 17L222 19H220V20H222V22L218 20L217 16L215 17L217 19H215L214 16L211 15L210 17H213V18H209V20H208L212 24L211 26L208 25V23H209L207 21L208 17L205 18L206 22H208V23H206L204 21L207 24V26L209 27V29L206 28L205 31H203V32L200 31L199 35L197 33H195V32L191 33L192 29L195 30V28H196V25H195V28H191L190 29L191 31L189 30L191 35L186 36L185 41L183 40L184 36L182 35L183 37L180 40H182L185 43L182 42L183 44H181V41L177 39L178 37L176 38V35H178L179 32H180V34L184 33V35H185V33L188 31L189 27H191L192 25L194 26V24H191V23L195 22V24H197V22H199V25H200L201 20L204 19L203 18L204 15L208 16V14L209 15H210V13L212 14V11H214V9L215 10L216 9H220L219 7H220V4H223V0H192V2H193L192 6H190L191 5V0H185L186 2L183 1V0H182L183 2L181 0H177V1H180L179 4H177V2L174 1V0L173 1H171V0H154L153 1L152 0L153 2L150 1V3L148 1L149 5H147V7L146 6L143 7L144 9L140 8V9H136L135 10V7L137 8V4H139V3H137ZM229 1L232 2L233 5H234V3L237 2V0H227L228 3H229ZM246 1L248 2V0H246ZM169 2H171V3L175 2L176 4L174 5V7L176 6V7H178V9H179V7H181V9H182V7L186 8V6H187V8H189V6H190L189 10L190 9L191 10L189 11V15H187V16L190 17V15H191V17L189 18V17L186 16V14L184 13V9L185 8H183V10L179 9L180 11L178 10L177 13H176L175 12L176 8H171L173 5L170 4V5H172V6H170ZM181 2L183 4L185 2L186 4L188 3L190 5L184 4L185 6H182ZM240 2H241V0H239L237 3L239 4ZM253 4H254V2H253ZM258 4L259 3H257V5ZM241 5H243V4H241ZM263 8H264V6H263ZM94 9H91V11L94 10ZM172 9H173V11L175 10L173 12V14L176 13L177 15H178V12L180 14V12L182 13V11H183V13L185 14V19L188 18L187 22L190 23L189 21H192L190 23L191 26H189V24H187L185 22V19H184V16H183L184 14L183 15L180 14L182 17H180L179 19L177 18V15L175 16V14H174V16H175V18L177 20H180V19L183 18L184 22H182V23H183V25H186V27L184 26L185 28H187V27L188 28L187 29H185V28L182 29L180 27L182 25V23L180 25V21H178L179 22V27H178L177 21L173 20L174 18H171L172 17L171 16ZM198 9L200 11H202V12L199 13L197 11ZM239 9H238V13H239ZM60 10L62 11L61 13H60ZM186 10L188 12V9H186ZM194 10L197 11V14H194V12H193ZM235 10H236V12L235 11L234 12L237 13V8ZM96 11H98V10H96ZM221 11L219 12V14L220 13L222 14ZM214 12H216V11H214ZM252 12L255 13L254 11H252ZM90 13H92V12H90ZM257 13H259V15H258L259 18L257 16H255L254 18L257 17L260 20V24L259 25H261L262 23H264V13L261 12V11H259ZM257 13H255L253 15H256ZM232 14H233V12H232ZM250 14H251V12H250ZM214 15H215V13H214ZM253 15H251V16H253ZM218 17L221 18L220 15ZM232 17H234V16H232ZM246 17H249L248 13H246ZM252 18H250V19L248 18L249 20L247 18H244V19H247V21H250ZM189 19H191V20H189ZM211 19H213V20H211ZM228 19H229V21H228ZM158 20H160L161 25H158V24L154 25L156 23H159V22H156ZM171 20H173V22ZM253 20H255V19H253ZM162 21H164V23H162ZM165 21H167L168 23L171 21L172 24L175 21L176 23H174L173 26L176 24L177 27L179 28V32H178V34L175 35V38L172 35L173 33L175 34V32H173L175 27L172 28L173 29L172 32H171V28H169L170 29V33L168 34V36L171 35V38H172L171 40H173V41L169 42L170 40L167 39L168 40L167 44H169V46L166 45V42H164V44H165L164 45L163 43L162 44L160 43V40H159V42L157 41L158 39H161V38H159V36L161 37V35H163V33H164V29L163 28L165 26L163 24L166 23ZM225 21H227V22H225ZM232 21H233V23H232ZM151 22H154V23L152 24ZM218 22H221V23L225 22V24L224 23H223L224 25L218 24ZM168 23H166V25H168ZM171 23H169V24L172 25ZM184 23H186V24H184ZM27 24L28 23H26V26H27ZM228 24L226 26H228ZM19 25H20V21L19 20H15L14 22H12V26L8 29L7 36L5 38V41H6L5 46H6L7 43H9L11 45V49H13V50H21L22 49L21 46H24V44H25L24 43V39H25L24 38L25 37L24 34L26 33V30H25L26 26H25L24 30H20L19 29ZM145 25H147L146 26L147 29H145L146 28ZM151 25H154L156 27V28H153V30L154 29L156 30L157 28H160L159 29V31L161 30L160 33L159 32L157 33L158 29L156 31L154 30V32H156V36L158 35V37H154L155 36L154 35L153 36L154 38H152V35L154 34V32L152 34L151 33L152 30L151 31L149 30V29H151V27H150ZM162 25H163V27L161 28L160 26H162ZM170 25L168 27H171ZM201 25L203 26L204 23H201ZM219 25L223 26V27L220 28ZM241 26L243 27V30L241 29L242 28ZM140 27L142 29L144 27V29H143L144 32L146 30H149V31H147L145 33L149 32V34H151V35L148 36V34H147V37L145 39L143 38L145 36H143V35L139 36V34H138L139 31L137 30V28H140ZM148 27H150V28H148ZM168 27H167V30H166L167 33L169 32L168 31ZM199 27H197V28H199ZM204 27H206V26L201 27V29L203 30ZM228 27H226V28H228ZM239 27H241V28H239ZM262 27H264V25ZM262 27H260L259 29H261ZM86 28L88 30L87 31L88 34H86L87 32H85ZM141 28H140V30H141ZM257 28H258V26H257ZM43 29H40V31H42ZM221 29H222V32H220ZM162 30H163V32H162ZM127 31H128V33L131 34V37L134 36L132 38V40H131L132 43L130 42L131 46H133V47H131L130 44H127L131 48V50L134 49V50L140 52V49L146 48L147 43H149V44L151 43L152 45H150V46L154 47V48L156 47L158 49V51L155 52L154 50L156 48L155 49L152 48V50L155 53L150 51L148 54L151 53V55H149L151 57H149V58L146 55L143 56V54L141 55V54H138L139 52L138 53L136 52L137 56L135 55V53H134V55L136 57H138V55H141V57H143L142 60L139 57L138 58L140 60L139 59H135V57L134 56H130L131 55L130 54L129 55L130 57L129 56L128 57H123V58H121V61H119L117 59L119 62H117V64H115L113 62V64H115V65L110 66L111 61H114L115 59L112 60L111 59L112 57H108L110 59L106 60V57H107L106 54H109L110 51L115 49V47H113L114 46L112 44L113 42L111 43L112 45L108 46V40L110 42L111 37H113V36L117 37L121 33H124V32L126 34ZM174 31H177V30L175 29ZM228 31H229V29H228ZM159 34H161V35H159ZM195 34H197V35H195ZM137 35H138V38H137ZM234 35H233V37H234ZM47 36H48V34H47ZM228 36H230V35H228ZM259 36H262V37H259ZM179 37L181 38V35ZM220 37H222V36H220ZM233 37L231 35V38H233ZM134 38H136V40ZM156 38H157V40L155 41ZM231 38L228 37L227 39L231 40ZM174 39H175V42H174ZM176 39H177V41H176ZM133 40H135L136 43L135 42L133 43ZM213 40L215 42L212 43ZM154 42L156 44H158V45L159 44H161V45L157 46V45L154 44ZM249 42L253 43L252 47L255 46V49H253V48L251 49L250 48L251 50H253V52L250 51L251 52L250 55H249L250 52L246 53V51L248 50V48H246V46L249 44ZM105 43H107L106 44L107 46L105 45ZM49 46H50V48H49ZM162 46L165 47V49L167 48V50H165V52H164V49H163ZM225 46L223 48H225ZM42 47L43 46H40L39 48L43 49L44 47L43 48ZM205 47L203 46V48H205ZM239 47L243 48L244 50H242V51L240 50L239 51L238 50ZM112 48H114V49H112ZM159 48H162V50H160ZM190 48H191V46L189 47L188 50H190ZM235 48L239 52L237 50H235ZM107 49L109 51H106ZM181 49H184V52ZM215 49H216V47H215ZM228 49H227V51H228V53H230L229 51H232V49L231 50H228ZM146 50H148V49H146ZM191 50H194V49H191ZM217 50L218 49H216V52H217ZM257 50L259 51L261 49H259V47H258ZM262 50H264V48ZM194 51L198 53V49H197V51L196 50H194ZM227 51L222 53L223 51L221 52L220 50H218L219 54H221V53L222 54H227V56L230 58V60H232L234 58L233 54L230 55V54L227 53ZM88 52H91V54L89 55ZM195 52L191 51V53H193L194 55H195ZM261 52H263V54H264V51H261ZM87 53H88V55H87ZM120 53H121V51H120ZM120 53H119V55H120ZM122 53H124V51ZM131 53H132V51H131ZM184 53L186 55L183 56ZM258 53H259L258 55L260 57V55H262V54H260V52H258ZM112 54H111V56H112ZM155 54H157V57L155 56ZM219 54L218 55H214L213 54V56L214 57H218ZM105 55H106V57L104 58ZM119 55L115 54L116 57L119 56ZM222 56H224V55H222ZM232 56H233V58H231ZM145 57H146V59H145ZM186 57H188V58L186 59ZM214 57H212L213 60H214ZM262 57H263V60H264V56H262ZM147 58L150 59V61H147ZM155 58H157V59H155ZM226 58L227 57H225L223 59H226ZM247 58H250V59H248L249 61H245ZM191 59H192V56H191ZM218 59L220 60L219 57H218ZM257 59H260V58H257ZM230 60H228V61H230ZM108 61H110V63ZM138 61H141V62H139L140 63L139 65L136 64V63H138ZM216 61L217 60H215L214 63H216ZM234 61H235V59H234ZM238 61L239 60H237V62ZM60 62L62 63L61 60H60ZM115 62H116V60H115ZM150 62H151L152 65H149ZM241 62L239 64L242 67L243 63H241ZM250 62L245 64V65H247V66L248 65L249 66L255 65V64H253V62H252V65H251ZM153 63H155V64L153 65ZM184 63H185V65H184ZM254 63H257V62L254 61ZM216 65H215V68H216ZM218 65H220V62H219ZM225 65H224V67L222 66V69H223V71L226 72ZM195 66H197V65H195ZM195 66L191 65L190 69H192V67L194 68ZM210 66H211V64H210ZM239 66L237 65V67L235 66L234 68L233 67L231 68V69H236L235 71L232 70L233 73H232L231 78H230L231 80L233 79L234 76L235 77L239 76L237 74H236L237 76L235 75L237 69L240 71V67ZM247 66L243 65V67H247ZM131 67L135 68L134 69V72H135L134 74H135L136 79H134V77L132 76L131 69H133V68H131ZM215 68H213V69H215ZM226 68H228V71H230V69H229L230 67H226ZM196 69H198V68L196 67ZM59 70H61V68ZM136 70H137V72H136ZM193 70H195V68L192 69V73H193ZM210 70H212V69H210ZM244 70H246V69H244ZM138 71H139V75L140 76L139 75L136 76ZM197 71H199V69ZM262 71H264V70H262ZM129 72L131 73V75L129 77H133V81L137 80V86H139V89L143 90L142 88H144V91H146V89H147V91L145 93H149V96L147 94H146L147 97L146 96H139V97H137L138 99L136 98L133 101L134 103L131 100L132 103L128 107L127 106L128 104H126L125 101H127V99H129V98L126 99L125 97L127 95L126 93H128L130 91L129 87L132 84V83L130 84L132 79L128 78V76H127ZM132 72H133V70H132ZM190 72H191V70H190ZM214 72H216V71H214ZM217 72H220V71H217ZM241 72H243V71L242 70L240 71V75L243 74V73L241 74ZM226 73L228 74V72H226ZM189 74H191V73H189ZM217 74H215V75H217ZM220 74H221V72H220ZM205 75H206V73H205ZM208 75H210L209 74V70H208ZM207 76H204L205 77L204 80L206 79ZM224 76L227 78L226 80H229V76L230 75L227 77L226 74H225ZM213 77L215 78L216 76H214V74H213ZM218 77L222 78V76H220V75ZM243 77H244V75H243ZM246 77H247V75L245 74V78ZM198 78H200V77H197L196 80H198ZM240 78H242V77H240ZM208 80H211V77ZM215 80H214V82H216ZM231 80H229V81L232 82V83L233 82L235 83V86H233V87L238 86V84L236 83V81L238 80L237 78L234 79L235 81L234 80L231 81ZM193 81H195V80H193ZM193 81L191 82V84H193V87H196L195 84L198 83V82L196 81V83H195ZM238 81H240V80H238ZM217 82H219V81H217ZM226 82L224 81L225 84H227ZM208 83H209V81L207 82V84ZM224 83L221 82L220 84L224 85ZM129 84H130V86H129ZM201 84H202V82H201ZM208 85H210V84H208ZM212 85H213V82H212ZM212 85H210V86H212ZM206 86L207 85H205V87ZM215 86H216V84L213 86V88L216 89ZM227 86H229V85L227 84ZM227 86H225V89L226 88L228 89L230 87V86L229 87H227ZM127 87H128L127 90H129V91L126 90ZM199 87L200 86L198 85V89H199ZM254 87L252 88L253 90L255 89ZM71 89H76V91L71 90ZM205 89H207V87ZM221 89L224 90V87L223 88L221 87ZM231 89H232V87H231ZM237 89H236L237 92H239V89H242V88L238 87ZM90 90L92 91V94H91ZM209 90L210 91L212 90L213 92H216V91H214V89H210L209 88ZM223 90H221V91H223ZM233 90H235V89H233ZM205 91H207V90H204L203 92H205ZM203 92L201 93V91H200L199 93L203 94ZM193 93H195V91ZM199 93L197 92V94H199ZM227 93L223 92L224 95H228L229 96V93L228 94ZM195 94H194V96H198V95H195ZM216 94H218V91L216 92ZM158 95H161V96L158 97ZM206 95H210V94H206ZM221 95H219V99H220ZM190 96L192 97L193 94H190ZM202 96H204V95H202ZM233 96L234 95H232V97ZM239 96H241V95H239ZM144 97H146V98H144ZM201 97L198 96L197 98H199L201 100ZM211 97L212 96L210 95V98ZM213 97H214V95H213ZM226 98H227L226 96L224 98L222 97V99H223L222 102H224L225 101L224 99H226ZM204 99L202 101H204ZM216 99H217V97H216ZM230 99H231V97L228 99V102L230 101ZM135 101H136V103H135ZM193 102H191V103L195 104V107H197L196 108L197 110H195L193 108L195 110V112H197L198 115H201V117L203 116V114H204V116L207 115L206 118H208V114L210 112L209 110L213 106L214 107L218 106V104L220 103L219 102L217 104V103H214V101H211L210 104L213 102L212 103V107L209 108L211 106L210 104H207L208 106L209 105L210 106L206 107L207 105H205V104L201 105L202 103H204V102H202L200 104L201 108L198 109L200 107V105L196 106L198 103L196 102L197 103L196 104L195 102L194 103ZM254 103L255 102H253V104ZM215 104H217V105H215ZM221 104L224 106L225 103L224 104L221 103ZM246 104L244 103L245 106H246ZM183 105H184V108H183ZM230 105H232V103H230ZM248 105L249 104H247V106ZM235 106L233 108H235ZM254 106L256 107V103H255ZM225 107L226 106L223 107L224 110L226 109ZM227 107H228V105H227ZM237 107H239L238 104H237ZM127 108H130L129 111H128ZM191 108L187 107L188 112H186V113L187 114L189 113L187 116H186V114L185 115L183 114L187 118V120L189 122L188 121H187L188 123L183 122V126L182 127H184V129L182 128V130L184 132L182 134H184L185 131H188V129H190V128H188L187 130H185V127L193 126L191 124L194 123L193 122L194 118L197 115V114L196 115L194 114V116H195L194 118H193V116H191L193 114V113L190 114V110H192ZM221 108H222V106H221ZM187 109H186V111H187ZM216 109H218V108L216 107ZM216 109H215V112L218 111V110L216 111ZM194 110H192V111H194ZM228 110H230V109L228 108ZM228 110L226 109V113H227ZM231 110H232V108H231ZM168 111H169V114L167 113ZM236 111H237V109H236ZM215 112H214V117L216 118ZM219 112H221V111H219ZM223 112L224 111H222V113ZM189 115L191 116L190 119H188ZM217 115L219 116V118H218L219 121L218 122H217V119L212 117L213 114H212V116H210V119H209L210 121L209 122L211 123V121H212V123H213L214 120L217 122V123L214 122L216 125H213V126H214V128L218 127V130H220L219 132L222 133V134L219 133L220 139H219V136L217 138L219 139V141L220 140L224 141V144H225L226 143L225 140L226 139L228 140V137H229V135H227V134H229V131H230L228 128H231V133H233V131H234L233 128H235V127H233L234 126L232 124L233 122L232 121H228L227 120L228 118L225 117L226 120L228 122H230V126L227 127L229 125V123L226 120H224V119L222 120L221 119L222 118L221 115H219V114H217ZM228 115L229 114H225V116H227V117H228ZM235 115H236V113H235ZM222 116L224 118L223 114H222ZM231 116H229L230 119L232 118ZM185 117H183V118H185ZM197 117L196 118L199 119V120L196 119L197 121H195L196 123H194V124H196V127H199L200 125H202V127H204V131H206L205 129H207L206 128L207 126H203L204 119L201 118V120H200L199 116H197ZM211 117L214 120H211ZM190 121H192L191 124H190ZM206 121H208V120H205V122ZM210 123H209V125H210ZM225 123H228V125L225 124ZM188 124H189V126H188ZM231 124L233 125L232 127H231ZM204 125H206V124H204ZM209 125H208V127H209ZM179 128H177V129H179ZM193 128L191 130L195 131V127H193ZM68 129H69V132L67 133L66 131ZM209 129L210 128H208V131H209ZM182 130H181V132H182ZM223 130H224V132H223ZM211 131H212V128H211ZM211 131H209V132H211ZM117 132H119V133L121 132V133L124 134V135H122L124 141L123 142H119L121 145H123V147H121V148H124V149L122 151H119V152H118V149L116 150L117 151L116 152L112 148L111 143H113V142L110 141V143H109V140L115 141L119 137V135L116 134ZM196 132H197V130H196ZM213 133H214V136H213V134H211L212 135L211 137L215 138V131H213ZM224 133H225V135H223ZM91 134H93V135H91ZM176 134H177V136L180 135L179 137H181V136L182 137H181L180 140L178 138L179 141L178 140H174V139L173 140L176 141V142L178 141L179 143H180V141H182V144L185 145L186 143H184L185 141L183 142L182 138L185 137L187 132H186L185 135H181L180 131H179V134L177 132H176ZM189 134H190V132H189ZM221 135H223L224 138ZM193 136H194V134H193ZM197 136L199 137L200 135L197 134ZM200 137H202V136H200ZM209 137H208V139H210ZM225 137H227V138L225 139ZM21 139H24V140L20 142ZM168 139L169 140L171 139L170 142L173 145L170 142H167ZM72 140H73V142H72ZM205 140L203 142L206 144ZM199 141H200V144H199ZM213 141H214L213 138L211 139V141L208 140L210 145H214L215 144V143H213ZM68 142L70 143L71 148L67 147L68 145L66 146V144H69ZM208 142H207V147H208ZM71 143L73 145H71ZM115 143H116V145H115ZM115 143H114V146H116V147L120 145L117 141H115ZM219 143H221V142H219ZM205 144H204V146H206ZM217 144H215V145H217ZM229 144H230V142H229ZM84 145H86V146H84ZM88 145H90V146H88ZM94 145H96L97 148L95 146V149H93ZM215 145H214V148H217L218 146H215ZM91 146H93V147H91ZM201 146L200 147L202 148V150L203 149H205V150L207 149V148H203L204 147L203 145H201ZM222 146L224 147V149L227 150L225 153H229L230 152L231 148L228 145L227 146L229 147V151H228V147L226 145L222 144ZM76 148H75V150H76ZM117 148H119V147H117ZM121 148H120V150H121ZM211 148H213V147L211 146ZM89 149H90L91 152L89 151ZM92 149H93V151H92ZM208 149H210V146L208 147ZM94 150H96L97 153ZM59 152H60V155H59ZM75 152H77V150ZM81 152L82 151H80V152L78 151L77 152L79 154V156H80V154H82ZM56 153L59 156H61V157L58 158L59 156L55 155ZM119 153H121L122 156L120 157L119 155H117L119 157L115 158L114 155L119 154ZM1 156H3V154H1ZM79 156L77 155V156H75V158L79 157ZM190 156L192 157L190 159H192L191 161L193 162L191 164H190L191 161L189 159ZM81 158H82V160H81ZM88 159H89V161H88ZM170 159H172L174 161V163H171L173 161L171 160V162H170L169 161ZM96 160H94V161L96 162ZM76 161H78V159ZM76 161H75V164H76ZM81 162H79V163L82 164ZM17 163H18L19 167L16 168ZM77 164H78V162H77ZM80 164H78V165H80ZM189 165H191V166H189ZM54 166H55V168L57 167V165H55V164H54ZM99 166H100V168H99ZM194 166H196V165H194ZM88 167L90 168V170H89ZM195 168L196 167H194L193 170H195ZM13 169H15V170H13ZM156 169L158 170V168H156ZM171 169H172V171H171ZM173 169H176L178 172L176 171L177 173L175 172L176 173L175 174L173 172L175 170H173ZM76 171H77V169H76ZM181 172H179V175L181 174ZM82 173H81L80 176L83 175ZM102 173H104V174H102ZM191 173H193V172H191ZM184 174H181L180 176L179 175L178 176L181 178L182 175H183V177L185 176ZM186 175H190V174H186ZM158 177H159V175H158ZM164 177H165V175H164ZM134 178H135V180H133ZM184 178H187V177H184ZM140 180H139V182H141ZM152 181H154V180L152 179ZM144 182L143 183L141 182L142 184H144V186L141 184L143 187L141 188V186H140V189H138V187L136 188V190L134 189V187H133V189L131 188L130 192H129V196L131 197V199L134 198V199H138L139 201L141 199H144L143 206H144L145 209H148L149 201L146 200L147 199L146 195H148L147 191H149L150 189L148 187L149 185L147 184V186H146ZM172 184L176 185L174 183H172ZM151 187H152V184H151ZM153 188H155V186ZM153 191H154V189H153ZM168 191H169V189H168ZM20 192H21V196H23L22 194L26 193V192H24V190H23L24 193H22V189H21ZM220 192L223 193V191H221V190H220ZM135 193H138L139 195L135 196ZM221 193H219V194H221ZM19 195H20V193H19ZM165 195H172V193H171V191H169V193H165ZM221 195H223V194H221ZM133 196H135V197H133ZM4 197H6V195H4ZM162 197L164 198V196H162ZM168 197L173 199V196H168ZM169 201L171 202L172 200H169ZM129 203H130V201H129ZM6 212H8V211H6ZM168 213H169V215H167L165 217V220L167 219V220L170 221L169 222V226H168V228H165L164 230H162L161 234L159 236L158 235H152V234L147 235V236H145V235L142 236L141 235L142 237H145V240H143V242H141L143 244H133L135 242H132L133 240L130 241V239L132 238L131 235L133 234V232L128 233L129 234L128 237L126 239H124L125 241L126 240L129 241L128 244L131 245V247L134 248V246H137V247H135V248H137V251H139L138 249H141V251L139 252L140 255H142V253H143V256H145V258L147 259V261L144 260V262H146L144 264H242V263H239V262L235 261L234 258L231 256V253L233 252L232 251L233 247L229 243H227V244H213L211 241L205 243L206 239L210 235L209 232L206 234L205 230L201 231L202 229L199 230V231H195V232L194 231H190L189 232L187 230L181 231L179 229V227H174V223L175 222H176V224H178L177 221L180 222V221H182V219L185 220L184 216H188V214H190V212H189V210L187 208L182 209V210L180 209L178 212L176 210V212H168ZM23 215H25V214H23ZM26 215H28V213ZM128 215L130 216V221L132 222L131 223L132 226H139V225H142V224L149 225L153 221V216L146 215L144 213H128ZM182 217H184V218H182ZM131 218H133L134 220H131ZM0 226L3 228V224L0 225ZM6 226H8V224ZM89 226H88L89 232H92V231H90V227ZM91 226H93V225H91ZM4 227H5V225H4ZM5 228H7V227H5ZM85 228H87V226ZM85 228H83L84 231H86ZM79 229H81V228H79ZM3 230L7 231L4 228H3ZM4 231H3V233H1L2 230L0 231V233H1L0 234V247L2 245V247L0 248V256L3 253L2 256L0 257V264H60V262L56 263V260H55V262L53 260L48 261L47 259H44V257L40 258V256H37L36 258H33L31 260H28L27 258H26L27 260L26 259L23 260V258H21L22 259V261H21L20 258H19L21 255L23 256V254H25L26 251H30L31 252V250H34L36 248V244H34V243L37 242V241H34V243H33V240H36V239H33L31 234L30 235H29V233L27 234L28 231H26L24 233L21 232V235L22 234L23 235L26 234L27 237L29 236L30 238L27 239L25 237L26 235H24V236L22 235L23 238L21 236V238H19V239H22L24 242H22V245H21L22 248H19L21 246H19V245L17 246L16 243H14V240L16 238H15V236L12 235L13 232H10V233H9V231H8V233L5 232V234H9V235H7V237H8L7 238L4 235ZM87 232H88V230H87ZM80 233H81V230H80ZM87 234L89 235V233H87ZM87 234L85 236L91 238V239L87 238V240H89V241H87V244H89L91 241H93V239H92L93 237L92 236H94V237L97 236V233H95V235L90 233L89 236H87ZM98 234L100 236V233H98ZM81 235H82L81 237H83V231H82ZM24 237H25L26 241L28 240V242H26L24 240ZM114 237L118 238L116 235H112V238H114ZM107 238L108 237H106V235L103 236V234H102L99 238L95 237L94 238L95 241L93 242L94 244L91 242L89 244L90 246L87 245L85 242H83V243L86 246L90 247V248H91V245H96V248L94 247L95 249H93V247H92V250L97 251L96 250L98 248L97 243L99 242V240L100 239L101 240H105ZM19 239H17V240H19ZM17 240H15V241L17 242ZM83 240H86V239L84 237H83V239L80 238V241H81L82 245H83V243H82ZM97 240H98V242H97ZM101 240H100V242H101ZM25 242H26V244H25ZM100 242H99V246H100ZM103 243H104V241H103ZM3 244H6V245L3 246ZM18 244H19V242H18ZM117 245L118 246L115 247L116 249L122 244H117ZM129 245H128V247H129ZM83 247H84V245H83ZM99 248H102V246L99 247ZM115 248L113 250H115ZM120 249H123V247L118 248L117 251H119ZM123 250H125V248ZM101 251H103V250L100 249V252ZM30 252H27V254L28 253L30 254ZM86 252H87V250H86ZM88 252H90V251L88 250ZM98 252H99V249H98ZM178 252H180V254ZM236 252H237V250H236ZM7 253H9L11 255H9ZM94 253H96V252H94ZM94 253H92V254H90V256L89 255L88 256L91 257V255H93ZM4 254H5V256H4ZM27 254H25V255H27ZM31 254H32V252H31ZM95 255L100 257L99 254L98 255L95 254ZM13 256H16V257L14 258ZM4 257H7L8 259H5ZM98 257H97V259H98ZM92 258H93V256H92ZM93 259H95V258H93ZM92 261L93 260L90 261L91 264H92ZM95 263H96V261H95ZM255 263L256 262L253 261L252 264H255ZM102 264H105V262H103Z\"/></svg>",
    "mask_w": 264,
    "mask_h": 264
}]
</instances>
